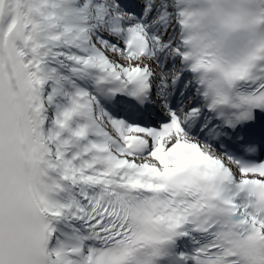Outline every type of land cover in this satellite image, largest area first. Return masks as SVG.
Returning <instances> with one entry per match:
<instances>
[{
  "label": "snow or ice",
  "instance_id": "obj_1",
  "mask_svg": "<svg viewBox=\"0 0 264 264\" xmlns=\"http://www.w3.org/2000/svg\"><path fill=\"white\" fill-rule=\"evenodd\" d=\"M0 264H264V0H0Z\"/></svg>",
  "mask_w": 264,
  "mask_h": 264
}]
</instances>
